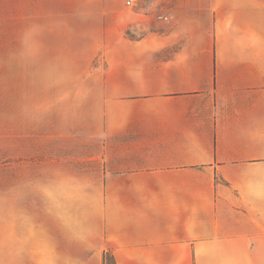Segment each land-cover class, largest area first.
I'll return each instance as SVG.
<instances>
[{"label":"crops","instance_id":"0c3cea01","mask_svg":"<svg viewBox=\"0 0 264 264\" xmlns=\"http://www.w3.org/2000/svg\"><path fill=\"white\" fill-rule=\"evenodd\" d=\"M79 1L21 0V19L53 58L78 8H103L86 45L106 67L83 78L97 146L43 186L35 247L8 254L264 264V0Z\"/></svg>","mask_w":264,"mask_h":264},{"label":"rangeland","instance_id":"374dc122","mask_svg":"<svg viewBox=\"0 0 264 264\" xmlns=\"http://www.w3.org/2000/svg\"><path fill=\"white\" fill-rule=\"evenodd\" d=\"M90 9L78 8L77 32H62L52 58L38 47L37 33L23 27L21 0H0V264H29L28 256H10L8 245L15 251L23 239L25 249L35 247L30 239L36 237L37 202L46 197L43 186L83 168L79 159L97 146L86 129L91 105L83 78L106 67L101 51L86 45L105 17L103 8Z\"/></svg>","mask_w":264,"mask_h":264},{"label":"trees","instance_id":"16d2710c","mask_svg":"<svg viewBox=\"0 0 264 264\" xmlns=\"http://www.w3.org/2000/svg\"><path fill=\"white\" fill-rule=\"evenodd\" d=\"M128 36H131V32L129 31ZM104 264H116L114 257L111 254H106L104 257Z\"/></svg>","mask_w":264,"mask_h":264}]
</instances>
